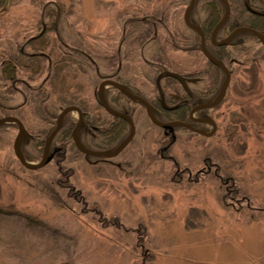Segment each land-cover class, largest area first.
Instances as JSON below:
<instances>
[{
	"label": "rangeland",
	"instance_id": "obj_1",
	"mask_svg": "<svg viewBox=\"0 0 264 264\" xmlns=\"http://www.w3.org/2000/svg\"><path fill=\"white\" fill-rule=\"evenodd\" d=\"M188 1L0 0V66H10L19 48L33 53L28 43L41 38L44 49L25 60L29 66L20 67L33 77L18 71L16 79L36 88L47 74L60 80L51 98L28 96L19 81L18 91L24 94L15 87L11 95L0 89L7 109L20 106L8 115L14 112L28 133L21 143L27 161L42 157L40 140L53 128L50 118L44 122L39 101L46 99L56 117L75 98L62 94L82 75L71 61L58 64L54 72L47 69L53 47H79L105 74L107 58L124 38L121 31L131 30L120 48L121 68L135 74L132 88L147 93L156 92L159 72L190 69L203 76L205 68L213 70L215 65L189 46L183 22ZM57 5L59 12L45 15V9ZM201 5L193 16L196 25L204 15ZM259 48L246 40L241 53L230 50L226 92L206 113L214 126L206 122L201 127L212 132L209 136L175 127L172 137L149 121L140 104L124 97L120 110L130 113L135 133L117 156L87 158L71 148L70 130L61 154L29 170L13 152L17 127H0V264H264V52ZM68 55L80 60L75 53ZM171 79H164L162 90L180 92ZM141 97L157 100L165 111L184 102L183 96ZM76 99L97 109L90 116L96 130L85 132L88 139L84 136L81 144L90 139L100 146L113 143V121H125L100 108L96 96ZM66 116L69 126L77 119L75 112Z\"/></svg>",
	"mask_w": 264,
	"mask_h": 264
},
{
	"label": "trees",
	"instance_id": "obj_2",
	"mask_svg": "<svg viewBox=\"0 0 264 264\" xmlns=\"http://www.w3.org/2000/svg\"><path fill=\"white\" fill-rule=\"evenodd\" d=\"M229 5H230V15L228 17V19L226 20V22L219 28V30L217 31L216 37L219 39H223L225 38L228 34H230L234 29L240 27V26H245L251 29H254L258 32H260L263 36H264V0H228ZM201 3L202 5V11L204 12L203 17L199 18V24L198 26H200V28L202 29L205 37H206V49L208 51V53L216 60L224 63L228 69L230 70L229 64H232L233 61L231 59V53L230 50H234L236 53H241L243 48V42L246 40H252L253 42H257L260 45V42L258 41V39L247 33V32H240L238 34H236L230 41L229 44L227 45H222V46H214L213 44H211L210 42V33L213 29V27L215 26V24L220 20L223 11H224V6L222 4V2L220 0H196L194 7L191 10L190 13V18L193 21V16L195 18H197V14H195V10H196V6L197 4ZM56 10H51V9H45V15L46 16H53L58 9V5L55 6ZM254 10V13L250 12ZM258 10V11H257ZM55 11V13H54ZM195 22V21H193ZM188 30V29H187ZM190 33V35L188 36L189 39V46L193 47V49H196L198 51H200V46L199 43H197L198 41V36L196 35V33L188 30ZM28 45H30L32 48V52H37L38 50L44 49V43L42 42H29ZM26 49V47H24V50ZM20 48L18 49V53H19ZM59 50V49H58ZM259 51L264 52V48L260 45V48L258 49ZM15 55V54H14ZM13 55L14 59H10L11 61V65L10 66H5L4 65L0 66V89L4 88L5 93L7 95H11V93H15V92H11V90L13 89V87H16L15 84V79L16 76L18 75V71L22 73V75L24 77H28L29 79L32 78L33 76L29 73V72H22L20 70V67L26 68L27 65L25 60L28 59H32L34 57H29V55L25 52L22 54H16V57ZM38 57V56H35ZM32 61V60H29ZM34 62V61H33ZM2 63V62H1ZM42 67V63L39 64L37 63V66ZM212 66V65H211ZM31 67V66H30ZM213 70L211 68V78H212V95L211 96H197L198 100L201 99V102H206L208 100L213 99L218 91L219 88L221 86L222 83V77H219V74L221 75L222 72L221 70H219L218 67L216 66H212ZM41 72V71H40ZM231 72V71H230ZM249 72V71H248ZM26 73V74H25ZM204 73V72H203ZM251 74H254L252 72V70L249 72ZM28 75V76H27ZM251 77V76H250ZM14 90V89H13ZM34 95L33 93H30V95L28 96H32ZM28 96L24 95V97L26 98L25 103L28 100ZM206 97V98H205ZM147 100V99H146ZM154 108V115L160 120V121H165V120H175V121H183V122H189L192 125H199L196 122H191L189 120V118L187 117V110L189 109L188 107H186V109H180L175 110V111H165V110H161L157 100L152 101V100H147ZM46 99H43L41 101H39V105L41 104V108L44 112V114L46 115L44 122H47V118H50L51 122H48V125L52 128L53 124H54V120H55V115L52 111H50L48 109V106L45 104ZM120 106L121 103L119 101V99L117 98L116 102H115V108L117 110H120ZM0 107L2 108V114L8 115L12 112V110L15 112V110L19 109L20 106H16L13 107L12 109H7L5 102L3 101V98L0 96ZM22 107V106H21ZM12 113V116H16L15 113ZM207 113V109H202L200 111L197 112L198 116H202L204 114ZM128 114H130L128 112ZM17 117V116H16ZM68 118L63 120V124L62 127L60 128L59 132L57 133V135L55 136V140H60V142L68 137L69 134V130L71 128V125L69 126L67 124L68 122ZM115 127H114V132H115V136L113 143L110 142H106L104 144H102L101 146L97 147V148H90L92 150L95 151H99V150H106V151H112L114 150L119 144L120 142L126 137L125 136V131H128V126L126 124V122H122L120 120L115 119ZM2 127V126H0ZM46 131V130H45ZM51 131V129L49 130V132ZM49 132L47 133V135L49 134ZM45 139H41L40 140V144L42 145L44 143ZM115 142V143H114ZM71 148H75L73 146V144L71 145ZM64 148H62L63 150ZM61 149L56 152V154H61ZM24 157L27 159V157L24 155ZM87 158H93L91 156H86ZM94 159V158H93Z\"/></svg>",
	"mask_w": 264,
	"mask_h": 264
},
{
	"label": "flooded vegetation",
	"instance_id": "obj_3",
	"mask_svg": "<svg viewBox=\"0 0 264 264\" xmlns=\"http://www.w3.org/2000/svg\"><path fill=\"white\" fill-rule=\"evenodd\" d=\"M129 31L131 32V30H129ZM128 32L126 29H123L121 31V33L123 34L122 36L124 38L121 39L120 44L118 45V49L116 50V52L107 58L110 60V62L108 63V67L103 64L104 65L103 67L106 68V70L104 71L105 74L104 73L102 74L100 72V68L102 66L100 64H97L96 61L90 56V54L88 52H85L82 49L79 50L78 49L79 47L75 48V49L72 48L70 50L69 49L70 46L63 44L61 42L63 44V51H62V49L60 50V48H58L59 50H55V48L53 47L54 51L49 52L48 56H46L47 69H50L52 67V72L55 71V68L58 64L60 65L63 62L71 61L73 63L72 64L73 68H75L77 73L82 74V75H79L78 77L73 78V80L74 79L77 81L79 80L78 82L71 84L69 87H67V84H66L67 89L62 94V96H71L73 98L75 97L73 99L74 101H72L73 103L71 102V104H69L67 106H76L81 111L83 124H82V126L78 132L79 140L84 141L85 137H87V139H88V136L86 135L85 132H89L91 128L93 130H96L95 125L91 124L90 116L92 113H95V111L97 109L94 107V105H87L84 107L83 104L79 101L81 99H79V98H78L79 100L76 99V96H81L82 99H83V97L85 98L87 96H96L97 103L99 104L98 106L100 108H102V106L100 104L98 96H103L107 105L111 109L118 111V112H122V111L117 110L115 108V102H116L117 98L120 101V99H123L126 96H159V98H160V96H183L184 102L181 103V105L182 106L184 105L185 109H186V107L189 108L187 110V113H188L187 117L189 118V113L192 109V105H197L199 102L202 103L201 99L198 100L197 96L202 97V96H211L212 95L211 68L207 63L205 65L209 66V70L207 71L205 68V70L203 71L204 72L203 76H200V75L195 76L193 74L194 72L192 73V71L190 69L187 72L184 71L185 73L177 72L179 75H181L184 78V81H185L184 84L180 83L176 79L173 80L174 78H172L171 81L175 82L178 85L180 92L166 93L162 90V85L164 83L163 81H164V79H166V77H164L165 75H163L161 72L157 73L156 77L154 79V86L156 88V92L147 93V92L139 91L137 88L136 89L132 88L133 84L130 83V81L133 79L135 74H133V72L127 73L121 68V57H123V55L122 54L120 55V48L125 46V42L128 41L126 38L128 36ZM39 40H41V38ZM205 42H206V37H205ZM210 42H211V40H210ZM211 44H213V43L211 42ZM214 46H218V45H214ZM140 47H142V46H140ZM64 49H67V50H64ZM134 49L135 48L133 47V51H135ZM50 50H51V48H50ZM69 52L77 54L80 60H77L78 61L77 62V61L70 59L69 55H68ZM19 53L20 54L25 53L24 48L20 49ZM30 56L35 58V56H38V55L33 52L29 55V57ZM125 57L131 58V54L130 55L125 54ZM74 64H77L76 65L77 67H74L75 66ZM78 65H80L81 67ZM207 66H205V67H207ZM62 68L63 67H61V69ZM58 74H59V72H58ZM201 74H202V71H201ZM158 78H159L158 84H159L160 89H161L160 92L158 91V89L156 87ZM19 79L15 80V82H16L15 83L16 84L15 90L17 89L16 92L18 94H24L25 93L23 90H21V92L18 91L17 82L19 81L22 84H24V87L27 90L26 93L29 92V95H30V93H33L34 96H47V98H51V97L56 96L57 93H55V91H56V87L58 84L57 81H60L58 77L54 76L53 73H50V75L47 74L44 78L41 79V81L39 82V85L36 88V86L30 87L26 81L19 80ZM67 79H72V78H66L65 81H67ZM203 81H204L205 86L200 87V84H202ZM103 82H104V85L102 86L101 93H99L100 84ZM108 82H115V83L119 84L120 86L123 87L124 91H121L120 89L111 85ZM95 85H97V86L95 87ZM141 86H142V84H141ZM23 98H24V95H23ZM24 101H26V98L24 99ZM81 101H83V100H81ZM181 105L178 104L176 106V109L178 111L181 109L180 108ZM91 106H93V107H91ZM122 113H125V112H122ZM66 118H68V117H65L64 119H66ZM199 118L206 119L207 114H204V115L200 116ZM76 121H77V119H76ZM76 121L75 122L70 121V123L72 125V127L70 128L71 131L69 130L70 134L74 128ZM113 122H114L113 124H115V121H113ZM196 123L199 125L198 126L192 125V124H190V125L196 129H201V127L204 126L203 122H196ZM62 124H63V122H62ZM54 125H55V120H54L53 127H54ZM114 127L115 126H113L112 130H114ZM52 129H51V131H52ZM66 139L67 138H65L63 142H66ZM71 142H72V140H71ZM63 146L64 145L62 144V141H61V143H59L55 140V138L52 141V144L50 145V147H52L53 150H56V152H58L60 149H62ZM99 146L100 145L96 144L95 141L92 139H90L89 144L86 145V147H88V148H97ZM53 150L51 149L50 153L53 152ZM56 152L54 154H56Z\"/></svg>",
	"mask_w": 264,
	"mask_h": 264
},
{
	"label": "water",
	"instance_id": "obj_4",
	"mask_svg": "<svg viewBox=\"0 0 264 264\" xmlns=\"http://www.w3.org/2000/svg\"><path fill=\"white\" fill-rule=\"evenodd\" d=\"M195 1L196 0H189V2H188V5H187V7L185 9V12H184V15H183L184 24L189 29L194 31L199 36V38H200V48H201V52H202L203 56L210 63L214 64L215 66H217L219 69H221L223 71V73H224V81H223V84H222V86L220 88V91H219L217 97L212 102L207 103V104H203V105H199V106H197V107H195V108H193L191 110L190 119L193 120V121H196V119H194L192 117V113L194 111H197L199 109H204V108H212V107L216 106L221 101V99L223 98V96L225 94L227 86L229 84V81H230V72H229V70L226 68V66L223 63L218 62L217 60H215L214 58H212L208 54V52L206 51V48H205V37H204V34H203L202 30L200 28L194 26L189 20V15H190V12H191L194 4H195ZM220 1L222 2L223 6H224V14L220 18V20L215 24V26L213 27V29L211 31V34H210L211 42L214 45H219V46L226 45L230 41V39L233 36H235L237 33H239V32H247V33H250L253 36H255L258 39V41L261 43V45L264 47V37L262 36V34L259 33L256 30L248 28V27L236 28L235 30H233L222 41L218 42V41L215 40L216 32L225 23V21L227 20V18L229 16V13H230V8H229L228 1L227 0H220ZM165 75H166V77H171V78L176 79L177 81H179L182 84H184V82H185L184 78L182 76L176 74V73L166 72ZM158 80H159V78L157 79L156 87H157L158 91L160 92V87H159V84H158ZM108 83H110L111 85L117 87L121 91H124L123 87H121L119 84H117L115 82H108ZM103 85H104V82L100 84L99 93H101V89H102ZM127 97L130 98V99H133L135 101H138L139 103H141V105L145 108V112H146V115L149 118V120L154 125L158 126L161 129L172 131L174 126H181V127L185 128L187 130L193 131L195 133H198V134H201V135H204V136H209L211 134V132L210 133H204V132H202L200 130L194 129L190 125H188L187 123H184V122H178V121L160 122V121H157L153 117V114H152L154 109L152 108V106L150 104H148L147 101H145L144 99H142V98H140L138 96H127ZM160 97L162 98V96H160ZM98 98H99V101H100V104H101L102 108L110 116L122 118L129 126L128 135L117 146V148H115L112 151H104V150L95 151V150H89V149H86V148L82 147L81 144L78 142L77 135H76L77 131L79 130V128L81 127V125L83 123L81 111L75 106H68V107L63 108V110L56 117L55 127L52 130V132L48 135V137H47V139L45 141V144H44V147H43V152H42V157H41L40 161L38 163H35V164L29 163L28 161H26L25 158L22 156L21 151H20V142L27 137V132H26L23 124L21 123V121L18 118L12 117V116H7V117L0 118V125L11 123V124H15L17 126V134H16V136L14 138V141H13V150H14V154H15L17 160L19 161V163L26 169L37 170V169H40L41 167H43L49 160H51V158L53 156V153L48 156V150H49L50 143L53 140V138L56 135V133L58 132V130H59L60 126H61V121H62L63 117L69 111H76L77 114H78V120H77V122H76V124H75V126H74V128H73V130L71 132V138H72V141H73V144H74L75 148L80 153H82L84 155L92 156V157H106V158L108 157L109 158V157L117 156L127 146V144L130 142V140L134 136V133H135L134 124H133L132 119L128 115L112 110L106 104L103 96H98ZM162 105H164L163 102H162ZM202 121H207V120H202ZM208 122H211L213 124V126H214V123L211 120H208Z\"/></svg>",
	"mask_w": 264,
	"mask_h": 264
}]
</instances>
